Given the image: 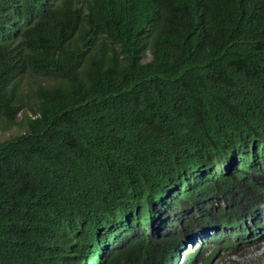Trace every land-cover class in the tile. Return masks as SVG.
Segmentation results:
<instances>
[{
  "label": "trees",
  "instance_id": "16d2710c",
  "mask_svg": "<svg viewBox=\"0 0 264 264\" xmlns=\"http://www.w3.org/2000/svg\"><path fill=\"white\" fill-rule=\"evenodd\" d=\"M14 126L0 264H212L264 202V0H0Z\"/></svg>",
  "mask_w": 264,
  "mask_h": 264
},
{
  "label": "clouds",
  "instance_id": "9594fccd",
  "mask_svg": "<svg viewBox=\"0 0 264 264\" xmlns=\"http://www.w3.org/2000/svg\"><path fill=\"white\" fill-rule=\"evenodd\" d=\"M221 168H218L216 172H220ZM218 207L223 208L218 202H215ZM217 207V208H218ZM170 217L172 218L173 222L178 225V220L180 219L179 216V210L173 209V213L170 214ZM219 231L224 232L226 235L230 237L228 241V245L231 248H227V251L221 249V252H225L227 254H235L237 253L238 247L245 248L248 246L249 243L256 241L263 237L264 235V202L261 203L256 215L254 221H247V225H239L235 228L233 227H217L211 228L208 231H205V233L197 232L192 235L191 239L186 242V247L188 249L192 247H198L201 244H204L205 241H213L212 238H214ZM264 248V243L256 245L252 250L258 249V248ZM260 255H264V250L261 251ZM194 264H199L198 262H195Z\"/></svg>",
  "mask_w": 264,
  "mask_h": 264
},
{
  "label": "rangeland",
  "instance_id": "374dc122",
  "mask_svg": "<svg viewBox=\"0 0 264 264\" xmlns=\"http://www.w3.org/2000/svg\"><path fill=\"white\" fill-rule=\"evenodd\" d=\"M28 79L29 77L23 75L20 78V81H24V84L26 81L28 82ZM21 131L22 128L16 126L8 130H0V141L19 134ZM262 243H264V235L262 238L249 243L245 248L238 247L237 253L235 254H227L225 252L219 251L218 256L212 260V264H264V255H260L264 248L260 247L258 249L252 250V248H254L256 245Z\"/></svg>",
  "mask_w": 264,
  "mask_h": 264
},
{
  "label": "bare ground",
  "instance_id": "6f19581e",
  "mask_svg": "<svg viewBox=\"0 0 264 264\" xmlns=\"http://www.w3.org/2000/svg\"><path fill=\"white\" fill-rule=\"evenodd\" d=\"M255 171V170H254ZM257 172V171H256ZM260 173V172H259ZM254 174V173H253ZM237 176V175H236ZM238 178V177H237ZM263 181V180H262ZM252 187V186H251ZM255 187V186H254ZM245 190V189H244ZM257 193V192H256ZM259 194V193H258ZM251 195V194H250ZM248 196V195H247ZM260 197V196H259ZM228 199V198H227ZM247 201V200H246ZM252 202V201H251ZM251 204V203H250ZM239 205V204H238ZM235 208V207H234ZM226 210V209H225ZM252 213V212H251ZM225 240V239H224ZM225 244V243H224ZM219 247V246H218Z\"/></svg>",
  "mask_w": 264,
  "mask_h": 264
}]
</instances>
